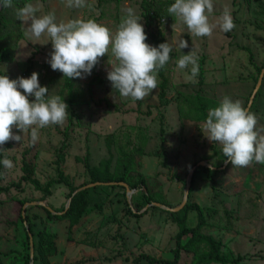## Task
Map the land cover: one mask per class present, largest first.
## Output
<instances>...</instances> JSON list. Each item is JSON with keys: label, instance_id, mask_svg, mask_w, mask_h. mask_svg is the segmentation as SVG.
Listing matches in <instances>:
<instances>
[{"label": "rangeland", "instance_id": "374dc122", "mask_svg": "<svg viewBox=\"0 0 264 264\" xmlns=\"http://www.w3.org/2000/svg\"><path fill=\"white\" fill-rule=\"evenodd\" d=\"M174 2L87 0L90 8H69L66 0H24L8 9V24L1 35L3 42L13 47V55L2 64V71L12 80L30 78L29 71L38 73L40 85L49 89L47 95L60 96L67 105V97L61 95L66 77L53 71L47 63L53 51L50 37L43 35L36 39L26 34L29 22H21L16 15L20 6L31 3L39 9L37 17L54 13L57 24L94 19L113 33L130 7L144 26L148 37L145 42L158 47L150 37L163 34L164 43L172 47L175 59L167 69L170 87L165 97L158 77V86L152 93L143 100L133 101L121 97L107 79L111 70L109 51V56L100 58L91 75L74 78L86 96L82 104L68 106L69 115L62 126L38 129L39 139L35 144L31 143L30 130L24 135L13 128L15 135H24V138L21 142L10 141V148L3 146L4 158L12 160L14 166L5 169L1 185L9 187L21 181L25 160L32 165L33 176L42 187L59 180L60 173L72 186L80 187L90 181L86 164L98 166L110 158V152L111 170H115L119 155L115 145L108 147L107 138L116 135L125 145L127 133L133 132L136 136L143 130L147 137L145 155L136 168L146 177L153 195L162 196L165 204H159L169 208L180 206L190 171L196 164L207 162L213 169H196L188 200L204 209L205 225L201 232L221 240L223 250L241 256L243 264H264V165L253 162L248 167H233L227 163L222 146L205 137L206 120L197 119L191 104L200 94L218 103L227 96L248 107L260 78L259 68H264V0H213L210 23L218 25V18L227 8L235 28L225 33L217 26L210 37L193 36L186 25L170 16L167 9ZM149 13L152 19L146 16ZM184 40L189 43L187 49L178 46ZM191 50L198 56L199 74L195 79L187 78L191 65L187 69L177 66V61ZM29 99L31 102L35 98ZM107 100L112 108L108 107ZM249 111L258 118L257 128L264 129V77ZM132 127L134 130L130 131ZM65 141L68 148L60 162L59 152ZM89 189V199L102 207L83 218L71 232L68 221L49 220L43 206L32 204L45 202L50 209L61 212L70 199L67 184H54L52 195L45 200L43 191L25 181L21 189L12 187L0 193V264H25L23 257L30 254L31 258L24 232L27 223L19 216L22 210V215L30 217L36 232L46 231L55 237L57 252L48 256L49 264H151L147 257L159 261L154 264L174 260L176 237L181 228L166 210L154 203L140 212L135 210L143 215L133 217L128 214L122 190ZM130 191L126 189L127 201L132 205L131 198L138 193ZM18 199H26L28 206L22 208ZM197 225L198 213L192 211L188 214L187 227L192 229ZM187 239L184 237L182 243ZM35 255L34 250L33 264ZM192 261L193 254L182 251L177 264Z\"/></svg>", "mask_w": 264, "mask_h": 264}, {"label": "clouds", "instance_id": "9594fccd", "mask_svg": "<svg viewBox=\"0 0 264 264\" xmlns=\"http://www.w3.org/2000/svg\"><path fill=\"white\" fill-rule=\"evenodd\" d=\"M12 6L13 0H0V7ZM66 6L91 7L87 0H66ZM38 10L29 3L17 9L16 15L21 22H29L26 34L36 39L43 35L50 37L53 51L47 63L53 71H59L69 79L86 78L100 58L109 56L110 51L111 70L107 79L121 97L140 101L157 88L158 73L169 62L172 47L168 42L158 47L147 44L144 26L134 9L125 10L126 15L114 33L94 19L57 24L54 13L37 17ZM213 10V0H175L167 12L197 37H210L217 26L225 33L235 28L227 8L218 18V25L210 23ZM172 27L174 29L175 24ZM178 46L187 49L189 43L184 40ZM189 65L190 76L187 78L195 79L199 65L198 56L192 50L177 61L180 69H187ZM48 92L47 87L40 85L36 72L30 78L16 80L0 75V151L5 150L3 146L9 141H23L29 130L31 143L35 144L39 139L38 129L65 123L68 105L60 96H49ZM29 97H34V101L30 102ZM257 124L256 114L248 111L240 101L226 96L218 107L209 109L203 133H207L205 137L210 142L222 146L227 163L233 167H248L253 162L264 165V129H258ZM14 127L23 132V137L13 133ZM0 163L5 169L14 166L7 157Z\"/></svg>", "mask_w": 264, "mask_h": 264}, {"label": "trees", "instance_id": "16d2710c", "mask_svg": "<svg viewBox=\"0 0 264 264\" xmlns=\"http://www.w3.org/2000/svg\"><path fill=\"white\" fill-rule=\"evenodd\" d=\"M24 0H13L14 3H23ZM159 3H164L163 1H159ZM21 8V6H20ZM9 8L0 7V75H7L1 69V66L4 62H8L12 59L13 55V47L8 46L5 42H3L4 36H2V29L6 27L8 24V19L6 17ZM149 19H152V16L149 14L146 15ZM153 41L160 45L164 43V36L162 35H152L150 37ZM175 59V54L170 53V60L166 64V66L161 69L158 73V77L161 79V93L162 97H165L166 91L169 89L170 79L167 75V69L170 63ZM263 67L259 68L261 73ZM29 75H31L29 71ZM8 76V75H7ZM98 77H96L97 79ZM75 83L74 78L69 79L65 78V85L62 90V96H66L67 103L69 107H73L84 102L86 93L83 90H80ZM89 91L91 93V86L89 87ZM92 98V94H90ZM193 106L192 112H196L197 119L206 120L209 109L216 108L220 105L215 100L207 99L200 94L194 97V100L191 101ZM107 105L109 108H112L113 105L107 100ZM117 110V109H115ZM134 130V128H130V131ZM126 134V133H125ZM127 144L123 145L121 141L116 139V135H112L107 138L108 147L111 148L112 145H115L117 148V154L119 155L116 163V168L114 171L111 170L113 155L110 152V158L106 160H102L98 166H91L90 164H86V169L88 170L90 181L86 184L81 185L80 187H74L69 182H67L62 173H60V178L57 181H50L44 187L41 186L39 181L34 178V170L32 165L24 160L23 171L24 175L20 182L12 183L9 187H2L1 180L3 179L5 168L2 163H0V193L8 192L12 187L14 188H22L23 181L34 186L36 190L43 191L45 193L43 200L52 195L51 189L54 184H67L70 188L69 198L72 199L69 209L61 215L53 214L48 208H45V212L48 215L49 220L56 221H68L69 222V232L72 231V228L76 226L83 218L89 216L96 209H101V205L98 203H94L89 199L90 189H85L75 194L77 190L80 188L87 186L89 184H96L95 189H111L116 190L120 189L123 191V198L125 200V206L127 207L128 214L133 217H141L143 214L139 212L146 208L147 206H151L154 203L165 204L162 200V196L159 194L153 195L152 190L148 187L146 177L138 172L137 166L139 164V160L145 155V146L147 144V137L144 135L143 130L137 132L136 136L133 132L127 133L126 135ZM134 136L136 139L133 141L131 137ZM68 140V139H66ZM133 141V143H132ZM6 147L10 148V141L6 143ZM68 148L67 141L64 142L61 151L59 152V160L64 159L65 150ZM4 159L3 151H0V161ZM58 160V162H59ZM80 161H83L79 159ZM199 164V163H198ZM196 164L195 166H197ZM203 167V166H198ZM197 167V168H198ZM213 168L204 167V170L211 171ZM197 171V170H196ZM195 176V174H194ZM194 176L192 181V186L194 182ZM126 183L132 190H136L138 193L136 196L131 198L132 206L130 202L127 201L126 189L124 186H121L119 183ZM113 183V184H110ZM99 184V185H97ZM109 184V185H106ZM192 188V187H191ZM93 190V188H92ZM191 193V192H190ZM22 208L28 203L26 199H18L17 201ZM169 205V204H166ZM135 208V209H134ZM158 209L157 207H153ZM135 210L139 212H134ZM65 211V207L61 212ZM198 213V225L195 228L189 229L187 227L188 214L190 212ZM23 210L20 212L19 216L22 222L27 223V226H24V232L26 235L27 241V249L30 251V234L33 236V244L34 250L37 255L34 257V264L36 262H40L39 264H49L48 256L53 255L57 252V246L55 242V237L46 232L40 231L36 232L34 229V224L31 223L30 217L28 215H22ZM60 212V211H57ZM167 213L172 218L173 222L178 224L181 228L179 234L176 237V248L174 249V260L173 261H162L166 264H177L181 258V252L185 251L193 254V261L191 264H243V258L241 256H235L232 251H224L223 243L221 240H217L214 237L204 234L201 232L202 226L205 225L204 218V209L198 206L195 203H187L186 206L178 211V212H170ZM38 237V241L36 239ZM184 237H188L186 243H182ZM35 241V242H34ZM25 264L31 263L30 254H27L23 257ZM147 259L150 263L154 264L159 261H155L152 258ZM36 261V262H35ZM161 262V263H162Z\"/></svg>", "mask_w": 264, "mask_h": 264}, {"label": "water", "instance_id": "95a60500", "mask_svg": "<svg viewBox=\"0 0 264 264\" xmlns=\"http://www.w3.org/2000/svg\"><path fill=\"white\" fill-rule=\"evenodd\" d=\"M263 77H264V68H263V70H262V72H261V74H260L259 81H258V83H257V86H256V88H255V91L253 92V94H252V96H251V99H250V101H249L248 107L246 108L248 111H249V108L252 106L253 101H254V99H255V97H256V95H257V92H258V90H259V88H260V86H261V84H262V79H263ZM198 166L211 167L207 162H204V161H203V162H200L197 166H194V167H193V169L190 171V173H189V175H188V179H187V182H186L185 197H184V199H183V201H182V203H181L180 206H178V207H176V208H169V207H166V206L161 205V204H159V203H155V205H156V206H159L160 208H162V209H164V210H166V211H170V212H178V211L182 210V209L186 206V204L188 203L189 195H190V191H191V187H192L193 176H194V173H195V171H196V169H197ZM211 168H213V167H211ZM110 184H113V183H110ZM119 184H120L121 186H124V187L127 189V192H128V193L131 192L130 189H129L128 184L123 183V182H121V183H119ZM97 185H99V184H97ZM106 185H109V184H106ZM95 186H96V184H89V185L84 186V187L80 188L79 190H77V191L75 192V194L78 193V192H80V191H83V190H85V189L93 188V187H95ZM71 201H72V199H69V203H68V205H67V207H66V209H65L64 212H55L54 210L50 209V208L46 205L45 202L32 203V204H39L40 206L47 207V208H48L53 214L61 215V214H64V213L69 209L70 204H71ZM27 206H28V205L26 204V207H27ZM26 207H25V208H26ZM30 248H31V258L33 259L34 246H33V236H32L31 234H30ZM31 264H33V261H32Z\"/></svg>", "mask_w": 264, "mask_h": 264}]
</instances>
